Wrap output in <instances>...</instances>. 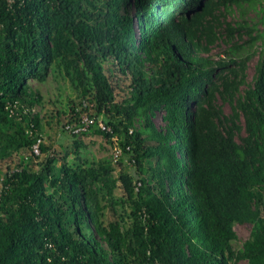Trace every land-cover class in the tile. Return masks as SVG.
Returning a JSON list of instances; mask_svg holds the SVG:
<instances>
[{
	"label": "trees",
	"instance_id": "trees-1",
	"mask_svg": "<svg viewBox=\"0 0 264 264\" xmlns=\"http://www.w3.org/2000/svg\"><path fill=\"white\" fill-rule=\"evenodd\" d=\"M240 3L0 0V161L30 153L0 170V264H264V50L251 82L253 53L209 55L241 35L223 19ZM114 70L129 80L120 101ZM49 76L77 97L62 129L88 112L82 134L121 149L116 160L81 157L84 141L67 132L62 153L43 141L31 166L44 136L29 81ZM235 223L250 224L239 248Z\"/></svg>",
	"mask_w": 264,
	"mask_h": 264
},
{
	"label": "rangeland",
	"instance_id": "rangeland-1",
	"mask_svg": "<svg viewBox=\"0 0 264 264\" xmlns=\"http://www.w3.org/2000/svg\"><path fill=\"white\" fill-rule=\"evenodd\" d=\"M224 22L228 21L231 25L236 26L237 23H241L243 30L241 35H234L233 38L224 42V36L220 37L216 44L211 47L209 55L214 59H218L225 55L224 51L230 45H240L238 53H253L254 55L250 60L247 61L245 74L247 75V81L251 82L254 74V66L259 57V52L264 50V0H241L240 5H232L228 8L223 18ZM254 27L253 35L258 32L262 35L249 43V35L247 34L246 28ZM224 34L223 28L220 32ZM108 73V71H106ZM113 85H115L114 93L115 100L120 101L127 94V84L129 82L128 78L122 76L120 72L114 70L113 76L109 77ZM117 80V83L115 82ZM29 84L32 88L37 89L42 97L40 103H36V110H40L42 133L44 138V145L48 147V150H56V153H62L63 147L69 145L72 142V138L69 133L62 129V123L66 119L65 114L62 111H67L68 101L71 99L77 100L75 92L70 86V84L62 79L61 77L49 76L47 80L40 83L36 80H30ZM118 84V86H116ZM225 111H228V106L223 105ZM60 115V120H59ZM153 122L156 127L160 128L163 125L161 119V111H157L153 116ZM243 132V131H242ZM81 140L84 141V146H81L78 150L81 157H86L88 159H100V158H110L111 149L110 144H107L101 136H96L94 134L80 135ZM62 149V150H61ZM47 150V151H48ZM30 154L29 151H22V154ZM20 154L12 155V158L7 161H0V170L3 172L8 167H15L16 163L20 159ZM43 156L32 157L31 166L35 169L39 168L40 162L43 160ZM122 194V189L117 186L115 189V195L120 196ZM105 220L111 218L109 210H105ZM237 238L233 241V247L239 248L242 242L248 237L250 224L249 223H235L233 226ZM239 264H247L245 260H240Z\"/></svg>",
	"mask_w": 264,
	"mask_h": 264
},
{
	"label": "built area",
	"instance_id": "built-area-1",
	"mask_svg": "<svg viewBox=\"0 0 264 264\" xmlns=\"http://www.w3.org/2000/svg\"><path fill=\"white\" fill-rule=\"evenodd\" d=\"M84 106H87V103L84 104ZM8 111L10 114H14L16 113L17 110V105L16 103H13V105L8 107ZM25 112H28V108L24 109ZM30 112H34L35 108H31L29 110ZM20 118V116H19ZM94 122V119L92 117H90V115L88 114V112H81L80 113V118L79 120H75L72 123H66L64 125V129L73 134V135H81L82 133L88 131L89 126ZM98 125L101 129L103 130H107L109 128L105 127V125L103 124V122L101 120H99ZM30 134H32V131H28ZM44 141L43 137L38 136L35 139V142L32 144V152L34 155L38 156L40 155V144ZM121 152V149L115 148L112 150L111 152V157L113 158V160H116V157H118L119 153Z\"/></svg>",
	"mask_w": 264,
	"mask_h": 264
}]
</instances>
